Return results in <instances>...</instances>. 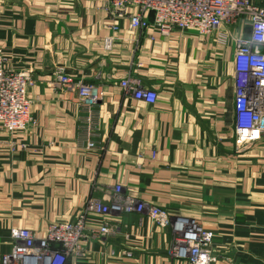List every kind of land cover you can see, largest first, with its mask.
Returning a JSON list of instances; mask_svg holds the SVG:
<instances>
[{"label":"crops","instance_id":"crops-1","mask_svg":"<svg viewBox=\"0 0 264 264\" xmlns=\"http://www.w3.org/2000/svg\"><path fill=\"white\" fill-rule=\"evenodd\" d=\"M107 1L0 0L4 68L35 81L31 127L0 128V264L14 228L43 237L88 200H111L117 185L214 232L216 264H264V138L236 144L235 42L195 31L164 37L132 30L128 19L116 32ZM251 2L264 9V0ZM231 33L249 37L251 28L242 21ZM57 68L102 88L95 149L86 148L77 97L56 85ZM129 78L157 102L127 96L120 83ZM113 221L114 234L85 243L68 264H182L169 255L171 228L138 214Z\"/></svg>","mask_w":264,"mask_h":264},{"label":"built area","instance_id":"built-area-1","mask_svg":"<svg viewBox=\"0 0 264 264\" xmlns=\"http://www.w3.org/2000/svg\"><path fill=\"white\" fill-rule=\"evenodd\" d=\"M106 10L116 32L120 21L128 19L132 30L158 31L164 37L175 31H195L201 36L217 34L221 43L233 39L236 144L239 149H248L263 140L264 9L251 0H108ZM242 21L250 26V36L233 37L231 30ZM113 42V37L106 38L105 48L111 50ZM4 62L0 47V128L14 135L27 131L33 123L29 92L35 81L31 71L6 70ZM55 77L60 89L77 97L76 104L84 114L81 128L86 148H97L94 137L100 129L98 108L103 99L102 88L74 80L63 68L56 69ZM120 86L127 96L138 101L157 102V93L137 79L124 80ZM126 214L147 216L156 226L171 228L174 239L169 255L182 264L217 263L214 232L193 219L126 197L123 187L117 185L111 200H88L74 220L50 225L43 237L29 229L14 228L11 251L1 264H68L85 255V243L114 234L117 230L114 218ZM92 217L101 221L99 226H90L88 220Z\"/></svg>","mask_w":264,"mask_h":264}]
</instances>
